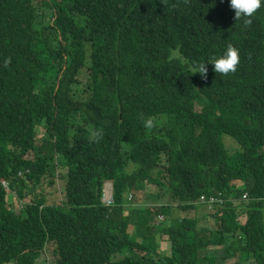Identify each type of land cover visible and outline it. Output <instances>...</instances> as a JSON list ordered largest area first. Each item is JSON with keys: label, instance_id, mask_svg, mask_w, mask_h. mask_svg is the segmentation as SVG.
I'll return each mask as SVG.
<instances>
[{"label": "trees", "instance_id": "1", "mask_svg": "<svg viewBox=\"0 0 264 264\" xmlns=\"http://www.w3.org/2000/svg\"><path fill=\"white\" fill-rule=\"evenodd\" d=\"M247 19L230 0H0V264L46 246L49 264H264V6ZM228 45L237 70L216 74Z\"/></svg>", "mask_w": 264, "mask_h": 264}, {"label": "clouds", "instance_id": "2", "mask_svg": "<svg viewBox=\"0 0 264 264\" xmlns=\"http://www.w3.org/2000/svg\"><path fill=\"white\" fill-rule=\"evenodd\" d=\"M262 6H264V0H230V7L235 11V18L237 21L243 18L245 24L250 23V20L247 18L252 17ZM208 59L214 66L216 74L219 73L221 75H228L229 73H234L237 70L240 60L239 50L232 45H228L220 55L210 56ZM190 70L194 72V74L200 73L205 79L207 78L206 74L208 69L205 66V62L197 64L195 67H190ZM151 126L152 121L148 120L146 122V127ZM103 201L106 204H109L108 201Z\"/></svg>", "mask_w": 264, "mask_h": 264}, {"label": "rangeland", "instance_id": "3", "mask_svg": "<svg viewBox=\"0 0 264 264\" xmlns=\"http://www.w3.org/2000/svg\"><path fill=\"white\" fill-rule=\"evenodd\" d=\"M38 132H39V134H41L43 132L42 127H39L38 128ZM223 139L226 142V145L229 148H231L232 150H234L235 148H237V143H236V141L232 137H230V136L227 135L226 137L224 136ZM106 182L108 183L109 181H106ZM110 187H111V185H110ZM152 189H154V186L153 185H152ZM108 190L110 192V188L109 187H108ZM149 190H150V188L149 187H146V191H149ZM108 193H106V190H105V194L107 195L106 197H109L110 196ZM144 194H145V191H143V192L140 191V192H138L137 196H135V197L132 196L131 200L136 201V202L137 201H142L143 198L145 197ZM52 197L55 198L56 200H59L58 192H55ZM6 199H7V201L9 203H12L13 205H17L18 206L20 204V201H18V199H17L16 196L7 195ZM199 215H202V217H204L202 213H200ZM211 220L212 219H210V220L207 219L206 222L212 224V221L213 220L212 221ZM200 222H202V220H200ZM161 239L162 238L157 239V245H158L159 248L162 249V251H166L165 243L162 242ZM167 252H168V250H167ZM51 261H52V254H51V251L48 248V246H46L45 249L43 250L40 258H39L38 264H40V263H42V264H49V263H51Z\"/></svg>", "mask_w": 264, "mask_h": 264}, {"label": "bare ground", "instance_id": "4", "mask_svg": "<svg viewBox=\"0 0 264 264\" xmlns=\"http://www.w3.org/2000/svg\"><path fill=\"white\" fill-rule=\"evenodd\" d=\"M113 182V181H112ZM107 184V185H106ZM104 183V186H105V190H106V193H108L109 192V190H108V187L110 188V183L108 182V183ZM107 188V189H106ZM109 195H110V192L108 193ZM108 195V196H109ZM107 196V195H106ZM108 201V200H107Z\"/></svg>", "mask_w": 264, "mask_h": 264}]
</instances>
